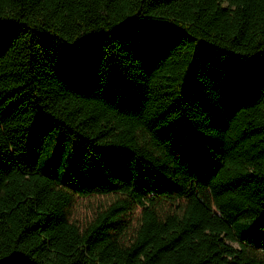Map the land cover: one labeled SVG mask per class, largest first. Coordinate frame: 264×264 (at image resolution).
<instances>
[{
    "label": "trees",
    "instance_id": "trees-1",
    "mask_svg": "<svg viewBox=\"0 0 264 264\" xmlns=\"http://www.w3.org/2000/svg\"><path fill=\"white\" fill-rule=\"evenodd\" d=\"M0 264H264V0H0Z\"/></svg>",
    "mask_w": 264,
    "mask_h": 264
},
{
    "label": "rangeland",
    "instance_id": "rangeland-1",
    "mask_svg": "<svg viewBox=\"0 0 264 264\" xmlns=\"http://www.w3.org/2000/svg\"><path fill=\"white\" fill-rule=\"evenodd\" d=\"M110 197L102 195H92L87 197L75 196L72 205L69 208V218L81 226L92 218L96 210ZM236 245V242H232Z\"/></svg>",
    "mask_w": 264,
    "mask_h": 264
}]
</instances>
